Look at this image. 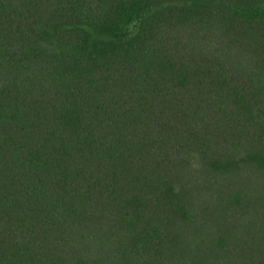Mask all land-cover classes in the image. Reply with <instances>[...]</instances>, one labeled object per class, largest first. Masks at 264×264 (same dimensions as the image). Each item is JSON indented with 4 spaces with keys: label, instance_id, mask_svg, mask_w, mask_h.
I'll use <instances>...</instances> for the list:
<instances>
[{
    "label": "trees",
    "instance_id": "16d2710c",
    "mask_svg": "<svg viewBox=\"0 0 264 264\" xmlns=\"http://www.w3.org/2000/svg\"><path fill=\"white\" fill-rule=\"evenodd\" d=\"M0 264H264V0H0Z\"/></svg>",
    "mask_w": 264,
    "mask_h": 264
},
{
    "label": "rangeland",
    "instance_id": "374dc122",
    "mask_svg": "<svg viewBox=\"0 0 264 264\" xmlns=\"http://www.w3.org/2000/svg\"><path fill=\"white\" fill-rule=\"evenodd\" d=\"M138 26H133L132 29H131V33H134L136 30H137Z\"/></svg>",
    "mask_w": 264,
    "mask_h": 264
}]
</instances>
